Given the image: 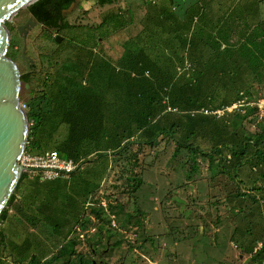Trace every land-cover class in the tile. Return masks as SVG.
Returning <instances> with one entry per match:
<instances>
[{"label": "rangeland", "instance_id": "obj_1", "mask_svg": "<svg viewBox=\"0 0 264 264\" xmlns=\"http://www.w3.org/2000/svg\"><path fill=\"white\" fill-rule=\"evenodd\" d=\"M197 8L201 14L189 24L184 14ZM171 10L177 16L178 35L193 41L195 52L187 53L198 56L199 66L209 63L216 67L225 47L244 53V49L238 47L244 42L248 45L246 34L264 23V0H118L103 7L95 0H77L64 16L74 29L80 26L93 30L112 15L128 19L124 29L107 38L95 32L100 38L102 53L115 61L124 56L127 47L145 43L154 51L164 49L166 52L174 45L176 52L186 54L179 50L180 42L172 40L173 27L169 25L174 23L159 22L157 18H161L158 13L165 16V11L170 13ZM28 15L26 7L5 23L9 31L7 54L16 62L21 76L25 73L21 58L23 40L15 26ZM262 30L258 28L257 32ZM59 36L85 41L78 30ZM53 38L52 33L37 27L26 39L25 55L34 61L29 81H21L20 102L26 111L28 105L34 111L37 107L46 108L43 96L48 94V88L42 85V80L47 73L55 72L54 66L59 75L68 77L70 69L60 65L64 61L69 68L83 54L71 48L51 60L49 52L58 47ZM185 67L189 68V63ZM263 71V67L257 69L252 82H247L250 86L240 92L239 101L227 111H215L219 121L226 124L224 135L219 133L211 135L212 140L207 137L187 142L200 151L178 147L167 136L159 137L153 146L140 144L134 138L133 144L107 151L106 155L83 164V170L75 171L69 181L61 178L39 186L30 201V205H37L39 228L60 234V247L51 262L264 264V260L253 258L255 252L264 247ZM103 72L97 69L89 75L93 81L90 94L102 96L101 100L109 95ZM72 77L75 82L79 79V75ZM80 91V87L75 90L72 101L66 104L68 107L73 105V98L77 99L76 93ZM63 131H66L64 127ZM233 150L243 154L234 155ZM89 193H94V197L91 196L93 200L87 210L84 202ZM37 260L36 257L33 263Z\"/></svg>", "mask_w": 264, "mask_h": 264}, {"label": "trees", "instance_id": "obj_2", "mask_svg": "<svg viewBox=\"0 0 264 264\" xmlns=\"http://www.w3.org/2000/svg\"><path fill=\"white\" fill-rule=\"evenodd\" d=\"M76 1L38 0L28 7L29 14L39 24L61 33L81 31L85 41L78 42L65 37L57 44L55 51L50 52L51 60L71 48L83 54L81 58L77 57L69 68L65 66L64 61L60 65L70 69L71 75L68 77L59 75L58 68L54 66L55 72L47 73L45 80H42V85L48 88V94L43 96L47 104L46 108L37 107L35 111L28 105L26 112L29 133L25 153L55 151L62 158L78 164V171L83 164L106 155L107 151L133 144L134 138L140 144L153 146L159 137L167 136L173 139L178 147L200 151L197 147L188 146L187 142L207 137L212 140L211 135L219 133L224 135L226 124L219 121L215 111L223 110L239 101L240 92L246 91L250 86L247 82H252L256 69L264 66V23L246 34L245 41L248 45L243 41L244 53L225 47V53L219 56L216 67L209 63L199 66L198 56L193 54L189 57L187 53L192 50L195 52L192 48L193 41L178 35L179 26L175 23L177 16L172 10L170 13L165 11L167 15L158 13L161 18H157L159 22L164 20L166 23H174L169 25L173 27L172 40L179 41V50L186 51V54L176 52L174 45L166 52L164 49L154 51L145 43L127 47L124 56L121 55L112 61V58L102 53L99 47L100 38L95 32L107 38L124 29L128 19L112 15L94 30L80 26L74 29L66 21L64 12ZM95 1L103 7L118 0ZM196 11L190 9L185 12L184 17L189 24L198 17L197 15L200 16V10ZM159 22L156 21L155 25ZM171 28L168 30L169 34ZM258 28L263 30L259 33ZM186 63H189V68L185 67ZM77 66L80 67L79 70ZM90 67L94 69H89ZM96 68L102 69L103 74L106 73L104 81L109 95L102 100V96L90 94L93 81H90L89 75L94 73ZM247 70L251 71L248 73ZM87 73L88 78H85ZM30 75L21 76V81L27 83ZM73 75H79V82L73 80ZM84 80L86 83H83ZM78 87L82 91L76 93L78 98H73V105L68 107L66 104L72 101ZM168 108L171 111H168ZM173 109H176V112H173ZM223 138L219 140L223 141ZM243 149L245 148L242 147ZM102 152L103 154H100ZM233 154L242 155L243 152L233 150ZM241 165L242 163L237 164L236 167ZM262 176L264 177V174ZM13 198L14 193L0 215V222L4 220ZM253 258L264 260L263 246L255 252Z\"/></svg>", "mask_w": 264, "mask_h": 264}, {"label": "water", "instance_id": "obj_3", "mask_svg": "<svg viewBox=\"0 0 264 264\" xmlns=\"http://www.w3.org/2000/svg\"><path fill=\"white\" fill-rule=\"evenodd\" d=\"M37 1L0 0V215L25 171L20 161L25 154L29 133L27 112L20 102L21 74L16 62L7 55L9 31L5 23ZM16 29L23 39L21 58L27 63L23 26ZM61 39V36L56 37L58 43ZM26 65L29 68L28 63Z\"/></svg>", "mask_w": 264, "mask_h": 264}, {"label": "crops", "instance_id": "obj_4", "mask_svg": "<svg viewBox=\"0 0 264 264\" xmlns=\"http://www.w3.org/2000/svg\"><path fill=\"white\" fill-rule=\"evenodd\" d=\"M197 9L200 10V8ZM198 17L196 18L198 19ZM205 21L210 22V20L207 19H205ZM243 44L239 45L238 49L243 48ZM262 67L264 69L263 65L256 68L259 69ZM82 170L83 168L81 171ZM71 176L72 175L67 178H62V180L69 181ZM56 180L46 181L36 178L32 179L28 174H22L14 191L13 201L8 206L4 220L0 222V264H54V262L51 261L55 260V251L60 247L58 246V237L60 234H55L51 229L47 231L46 228L42 230L39 228L37 220L38 214L36 213L37 211H35L37 205H30V201L33 200L34 191L39 186L43 185L45 182ZM102 182L103 181H101V183ZM99 187L100 185L97 190H99ZM94 193H89L84 202V208H87V210L90 206L89 202L93 200L92 197H94ZM30 210L33 211V217ZM83 216L81 220L84 219ZM77 222H80V219ZM52 237H55L57 241L55 239L52 240ZM43 251L44 253H41ZM36 257L38 260L33 263Z\"/></svg>", "mask_w": 264, "mask_h": 264}, {"label": "built area", "instance_id": "obj_5", "mask_svg": "<svg viewBox=\"0 0 264 264\" xmlns=\"http://www.w3.org/2000/svg\"><path fill=\"white\" fill-rule=\"evenodd\" d=\"M21 107L26 111L24 104L21 103ZM228 108L226 107L223 111H227ZM20 164L25 169L24 173L30 178L40 177L42 180L67 178L78 169V164L62 158L55 151H46L36 155L25 153Z\"/></svg>", "mask_w": 264, "mask_h": 264}, {"label": "flooded vegetation", "instance_id": "obj_6", "mask_svg": "<svg viewBox=\"0 0 264 264\" xmlns=\"http://www.w3.org/2000/svg\"><path fill=\"white\" fill-rule=\"evenodd\" d=\"M30 17L32 18V21L31 22H29V19H30ZM17 26H23V29H22V35H25V37H26V39L28 38V36L30 35V33L34 30V29H36L37 27H39V28H41V29H43V30H45V31H47V32H49V33H52L53 35H54V38H53V42L56 44V46H57V44H60V42L62 41H60L59 43L57 42V40H56V37L57 36H59V34L61 33V32H59L58 30H54V29H48V28H46L45 26H43V25H41V24H39L36 20H34V18L29 14L26 18H25V20L20 24V25H17ZM17 26H15V29H16V27ZM16 31H17V29H16ZM20 36V35H19ZM21 38H22V36H20ZM62 38V37H61ZM23 40V39H22ZM56 49V48H55ZM55 49H53L54 51H55ZM52 50V51H53ZM51 52V51H50ZM49 52V53H50ZM26 56V55H25ZM27 57V56H26ZM24 63H25V73H24V75H27V74H30L31 72H34V61H33V59L32 58H30V57H27V63H28V67L29 68H27V63H26V61H24ZM102 262H99V263H97V262H95L94 260H91V263H89V264H101ZM78 264H82V263H78Z\"/></svg>", "mask_w": 264, "mask_h": 264}]
</instances>
